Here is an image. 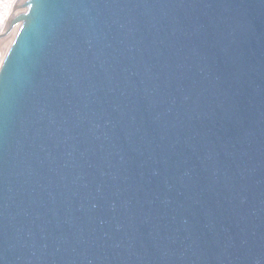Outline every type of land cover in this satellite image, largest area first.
Returning a JSON list of instances; mask_svg holds the SVG:
<instances>
[{
  "label": "water",
  "instance_id": "1",
  "mask_svg": "<svg viewBox=\"0 0 264 264\" xmlns=\"http://www.w3.org/2000/svg\"><path fill=\"white\" fill-rule=\"evenodd\" d=\"M0 37V264H264V0H20Z\"/></svg>",
  "mask_w": 264,
  "mask_h": 264
},
{
  "label": "bare ground",
  "instance_id": "2",
  "mask_svg": "<svg viewBox=\"0 0 264 264\" xmlns=\"http://www.w3.org/2000/svg\"><path fill=\"white\" fill-rule=\"evenodd\" d=\"M20 0H0V37L6 30L8 21L13 16Z\"/></svg>",
  "mask_w": 264,
  "mask_h": 264
}]
</instances>
